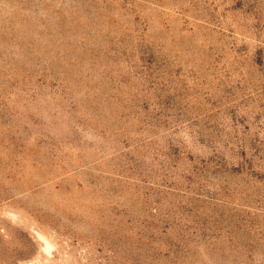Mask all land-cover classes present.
<instances>
[{
    "label": "rangeland",
    "instance_id": "obj_1",
    "mask_svg": "<svg viewBox=\"0 0 264 264\" xmlns=\"http://www.w3.org/2000/svg\"><path fill=\"white\" fill-rule=\"evenodd\" d=\"M0 264H264V0H0Z\"/></svg>",
    "mask_w": 264,
    "mask_h": 264
}]
</instances>
